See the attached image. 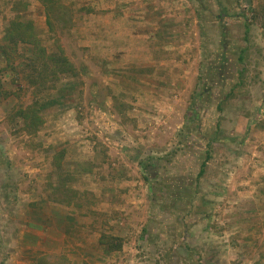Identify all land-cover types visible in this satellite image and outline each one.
Returning a JSON list of instances; mask_svg holds the SVG:
<instances>
[{
  "label": "rangeland",
  "instance_id": "obj_1",
  "mask_svg": "<svg viewBox=\"0 0 264 264\" xmlns=\"http://www.w3.org/2000/svg\"><path fill=\"white\" fill-rule=\"evenodd\" d=\"M15 17L77 74L0 56V264H264V0H0V38Z\"/></svg>",
  "mask_w": 264,
  "mask_h": 264
},
{
  "label": "trees",
  "instance_id": "obj_2",
  "mask_svg": "<svg viewBox=\"0 0 264 264\" xmlns=\"http://www.w3.org/2000/svg\"><path fill=\"white\" fill-rule=\"evenodd\" d=\"M19 43H26L31 45V55L25 56L18 52L17 47ZM56 51L49 52L42 43L40 37L35 31L34 25L29 21H22L18 17L10 20L4 34L0 38V56L4 57L6 64L11 71H13L14 80L25 76L26 83L31 85L43 86L48 80H55L60 74L76 75V67L70 60L64 49L56 44ZM16 59H20L18 64H13ZM22 64L23 66H20ZM21 73V76L19 75ZM39 103L33 101L26 105H19L12 115L20 118L23 127L29 131L34 132L43 123V118L39 113ZM205 161L198 172L201 175L204 170ZM109 237V239H107ZM117 238L110 237L107 234H102L99 242L107 244L108 249H118L121 247L120 243L114 244ZM61 256H47L43 255L37 264H64L61 262Z\"/></svg>",
  "mask_w": 264,
  "mask_h": 264
},
{
  "label": "crops",
  "instance_id": "obj_3",
  "mask_svg": "<svg viewBox=\"0 0 264 264\" xmlns=\"http://www.w3.org/2000/svg\"><path fill=\"white\" fill-rule=\"evenodd\" d=\"M68 212L64 214V216L60 217V216H57L56 220H55V226L57 228V234H59L61 237H66V233L70 234L71 231H73L74 229H76L75 227V223H77V215L75 216H70L72 214H69L67 216ZM29 225H32V227L34 228H38L40 226L39 223H36V224H32L30 222H28ZM41 227V226H40ZM32 229H30L27 234L30 233ZM68 240V238H67Z\"/></svg>",
  "mask_w": 264,
  "mask_h": 264
}]
</instances>
